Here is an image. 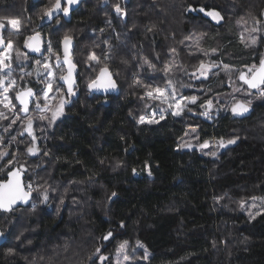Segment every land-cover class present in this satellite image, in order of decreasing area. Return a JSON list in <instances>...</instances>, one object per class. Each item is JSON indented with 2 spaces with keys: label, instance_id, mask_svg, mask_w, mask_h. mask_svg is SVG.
<instances>
[{
  "label": "trees",
  "instance_id": "1",
  "mask_svg": "<svg viewBox=\"0 0 264 264\" xmlns=\"http://www.w3.org/2000/svg\"><path fill=\"white\" fill-rule=\"evenodd\" d=\"M141 1L136 5L135 0L127 4L118 1L126 13L120 17L121 24L138 27L125 31L123 46L118 45L121 50L116 58L121 64L105 65L118 86L117 95H90L86 90L89 83L80 80L75 63L77 48L87 44L79 41L84 38L83 32L90 36L85 38L89 41L98 38L96 34L89 35V30L97 31L101 25L103 5L85 0L69 23L60 18L54 27L53 32L81 24L77 27L83 31L78 32L80 36L71 37L73 62L78 68L75 95L69 96L64 88L69 101L62 117L40 132L42 139H38L42 155L47 152L48 157L42 159L36 175L50 181L43 188L48 201L43 202V196L32 193V203L40 201L36 212L29 214L26 208L10 213L0 211V231L5 238L0 246V264H28L32 258L40 259L38 264H92L89 257L97 247L113 250L121 241L142 244L150 252V257L138 264H264V213L254 220L249 218V213L256 211L250 207L252 197H264V94L252 96L256 100L243 116L234 117L217 109L206 118L200 115L206 110V101L223 106L235 100L238 95L231 88L243 82L239 76L228 82L223 74L194 82L182 73L193 60L188 54H204L207 60L232 72L258 66L264 56V0H168L166 11L175 14L172 17L153 5L156 2ZM42 3L43 0H36L28 7L38 9ZM189 5L196 10L187 11ZM200 7L220 12L223 20L217 23L199 12ZM20 8L18 1L0 0V16L12 17ZM56 19L59 18L41 19L40 15L34 21L33 35L46 33ZM257 19L262 22L258 34L262 38L257 46L245 47L238 23L245 22L249 28ZM154 24L157 30L148 31ZM112 25L123 33L116 21ZM198 26L203 27L201 52L180 48L183 38ZM7 31L5 27V37ZM23 51L35 57L24 47ZM143 60L155 64V71L167 79L160 80V84L145 81L143 86L136 85L138 75L148 79L155 72ZM166 61L168 65L176 63L167 75L163 71ZM105 66H92L89 79L94 80ZM58 84L62 87L59 79ZM190 84H197L193 85L195 90L189 88ZM199 87L201 95L196 96L195 104L188 103L192 111L186 113L190 122L200 126L199 143L213 141L219 146L221 138L225 143L235 140L211 158L196 146L178 148L187 121L182 116H172L166 104L145 95L161 88L169 93L174 89L175 96L183 97L197 92ZM245 89L248 90L246 86ZM257 91L251 93L256 95ZM162 111L164 120L159 119ZM154 112L159 122L148 123ZM141 116L146 118L145 123L139 122ZM22 148L21 153L25 154L27 149ZM20 165L27 169L26 175L22 173L26 182L31 169L21 163L13 167ZM4 176L5 173L0 175V179ZM58 185L64 189L63 203L59 199L55 202L58 196L50 191V187ZM241 201L245 202L243 207ZM255 203L264 207L259 199ZM17 211L27 213V217L7 226L5 222L13 220ZM20 220L31 232L9 247L17 236ZM109 231L113 237L104 242L101 237ZM9 248L15 251L10 254ZM143 256V252L137 253L139 259L144 260ZM32 264L37 263L34 260ZM95 264H100L99 260Z\"/></svg>",
  "mask_w": 264,
  "mask_h": 264
},
{
  "label": "rangeland",
  "instance_id": "2",
  "mask_svg": "<svg viewBox=\"0 0 264 264\" xmlns=\"http://www.w3.org/2000/svg\"><path fill=\"white\" fill-rule=\"evenodd\" d=\"M18 1L21 4V8L20 10H15L16 12H13V16L12 17H4V16H0V18H6L5 19V24H6V28L8 31H12L11 29V25L7 24V19H19L22 23V28H21V32L22 35L19 36H12L11 39L14 42L15 47H18L21 49L22 52L23 51V44L24 41L26 39V37L33 35V31L35 28V22L37 21L39 16L42 15V10L46 7L49 6L50 0H43L44 4L42 7L40 8H35L32 9L31 7L29 8L28 5H30L32 2H34L33 0H15ZM36 1V0H35ZM38 1V0H37ZM99 1V0H96ZM120 2V0H104V2L99 1V3L101 5H103V10L101 11L100 15H101V25L99 26L98 30L96 31L95 29L89 30V35L95 36V34L98 36V38L92 39L91 41H89V39H85V38H89L90 36H86L85 33L81 30H77L78 26H81L80 23H77L75 26L73 25L72 27L65 29L64 27H61L58 30H54V27H57V23H54L53 25H51V27L47 30L46 33H40V38L43 41V50L41 52L40 55L35 56V57H31L30 54L29 55V59L28 60H16L15 59V52H13V62H12V68L14 69L13 72V76L11 77L12 79H15L17 81V85H16V90L15 91H10L8 93L9 97L12 98V103L16 105V110L13 111H9V109L5 108L3 105H0V112H3L6 116L7 119H0V151L4 150L5 148L7 149V151L10 154H15L16 156V160L17 163L16 164H27V167H30L31 171L28 172L27 174V178H26V182L24 181L25 184L27 183H32L33 187H40V192H33V194L36 197H41L42 196V192H43V188L47 187L48 184L50 183V181L48 180V178H43L42 175L37 176V170L40 168V166H42V159L44 157H48V155H42L41 153V149L40 146H38V139L41 140L42 136L40 132H45L46 127H51L57 120H59L61 116H59L55 122L53 123H49L47 120H40L38 119L39 116L42 115H47L49 118L52 116V112L55 111L59 105L61 100H65L68 103V99L65 98V94H64V87L60 86L58 84V79H59V73L61 71H63L65 73L64 67L62 66V68H57V56H59L60 58V64H61V54H60V42L61 39H63L65 37V35H68L70 37H76V36H80L79 33L81 34V32H83V37L82 39H80L79 41L83 40L85 42H87V44H82L80 47H78L77 49L79 50V53H77V56L75 58V63L79 66V78L82 82L84 83H90L89 79V71L90 68L94 65H100V66H105V65H110V66H117V63L121 64V62L118 60V58H116L118 51H120L121 49L118 47V45H122L123 43L122 41H125V36H124V32L125 31H129L132 29L137 28L138 26H134V25H130V26H123L120 22V18H116L113 14H112V10H113V5L116 2ZM140 1V2H139ZM156 3L153 5L157 4V7H160L161 9H163L166 13L167 16L172 17V15L174 16L175 14H171L169 11H166L167 6H168V0H154ZM139 4V3H143L141 0H135V5ZM136 7V6H134ZM139 15V14H138ZM136 16V14H135ZM30 17V19H29ZM134 17V16H133ZM30 20L29 23H27V20ZM60 20V18H59ZM116 21V25L119 27L120 31H123V33H119V31L115 28V26L112 25V22ZM110 22V23H109ZM247 23H238L239 26V30H240V38L242 39L243 42H246L247 44H250V37L253 35H258L259 33H253L251 30L254 26H257L255 24V22L252 23L251 26H249V28L246 26ZM154 28L157 30V25L154 24ZM152 25H150L149 28H151ZM259 27V25H258ZM82 28V27H81ZM103 29V31H101ZM194 33L190 34L188 37L183 38L182 40V47L184 50L186 49V51H189L190 53H197L198 51L201 52L200 48V42L202 40V34H200L201 30H203V27L198 26L197 28L192 29ZM7 31V33H8ZM79 32V33H78ZM173 36V35H172ZM180 37H182V35H180ZM179 37V38H180ZM51 44L52 46V52H49L48 49V44ZM179 48V46H177ZM185 47V48H184ZM168 49V48H167ZM175 52V51H173ZM92 54H95L98 59H99V63H97L96 61H92L89 60L88 57ZM189 58H193V60L191 62H189V64L182 69V73L187 75V78H189L190 80L194 81V82H200L202 80H207L209 77L212 76H216L217 74H223L225 76V78L227 80H229L228 82H232L235 79L238 78V76L240 75V73L245 72L246 74H249V68H245V70H239L237 72H232L231 70L227 69V71L225 69L220 68V66L218 67H213L211 68L208 73H207V78L204 77H200L199 79H197V77L200 76L199 71H197V69L199 68L200 62L203 61L206 65L208 64H214L213 62L209 61L206 59L205 55H192V54H188L187 55ZM200 58V60H199ZM48 60L50 64L53 65V71L57 72V76L55 77V79L53 80V91H51L49 93V106L51 107L52 111H46V110H38L36 109L35 106V102H33V105L30 109V113L29 115L34 117V121H33V134L36 137V140L33 142L32 137L28 135L27 132L24 131V128L26 127L27 124V117L22 118L20 116V111H18L19 107L16 104V100L14 99L16 92L25 89L26 87L32 85L34 87V90L36 93L39 94L40 97V103L41 105L44 104V100H43V91L47 90L46 88V84L39 82V80L41 79V77H37L35 75V69L37 68V65L35 64L36 60ZM145 62V60H143ZM149 61V60H148ZM151 63V61H149ZM175 62H173L172 64H174ZM169 63L166 61L164 62V65L167 66ZM170 64V65H172ZM176 64V63H175ZM62 65V64H61ZM155 65V64H154ZM104 68V67H103ZM155 71V69H151V72ZM22 72H33V76L28 77L25 76L23 79H21V74ZM41 72L43 73V69H41ZM196 73L195 76L192 75V73ZM99 73V72H98ZM97 73V74H98ZM167 79L166 77L162 76L159 74V71H155L154 73H151L150 76H148V79H145L143 76L138 75L137 78L135 79V84L137 85V81H139V85L143 86L145 81H151L153 83H159L160 84V80H165ZM60 80V79H59ZM93 80V79H92ZM144 80V81H142ZM186 81V80H185ZM7 83V82H6ZM228 84V83H227ZM231 84V83H230ZM193 85H197V84H190V89H194ZM60 87L61 91L57 92L55 89ZM183 88H187V85H182ZM202 89V87H201ZM200 87L197 89V92H192L190 94H188V96H183V97H192V96H200V92H201ZM236 93L235 100H229L228 102H226L225 105L220 106V105H216L213 104V107L211 109V112H215L217 109L220 111H223L225 113H230L232 116L234 117H240L243 116L244 114H246L247 112H245L243 115H235L232 112V107L237 104V102H243L245 104H247L248 101H252L256 100L254 99V97L252 96H261V91L258 90L256 93V95H253L251 93V91L246 90L245 86L243 84H239L238 87L235 88H231V91H233ZM2 94H3V89H0V98H2ZM176 98L178 100H180L182 97L181 96H176ZM36 99V97H35ZM35 101V100H34ZM171 102V101H170ZM67 103L65 104V106L67 105ZM182 104H186L187 108L185 109L182 117L183 119H185L188 123V125L186 126L187 128L185 129V134L183 135L182 139L179 141V143H183V142H187L192 144L193 146H196L200 151H202L203 155H206V157H213L212 155H210L209 153L211 152H216L218 153L219 150L223 149L221 147H219L218 145H216L215 142H208V147L206 148H200L198 145L202 144L203 142L199 143V139H197L198 137V132H199V128L200 126L198 125L197 122H190L189 119H187L186 117V113L188 112V103L189 101L187 100H182L181 101ZM250 105H248V108H250ZM64 106V107H65ZM150 106V104L148 103L146 105V107L148 108ZM165 107L167 108V104L165 105ZM172 110V109H171ZM64 112V109H63ZM13 119H16V123L15 124H11V121ZM11 124V127H9V125ZM8 128V131H5V129ZM193 129H195V131H193ZM24 132V136L21 139H18V137L20 136V133ZM39 132L37 137V133ZM187 133V135H186ZM30 140H32V143L30 142ZM35 143V146L37 148H39V153L35 156H31L27 153V150L24 153L23 152V148L25 147L26 149L29 146H32V144ZM221 148V149H220ZM189 149V148H188ZM191 149V148H190ZM4 161H0V165H3ZM25 168V167H24ZM26 169V168H25ZM27 170V169H26ZM4 172H0V175H2ZM62 187H60L58 185V187H50V191L53 194H57L58 198L55 199V202L58 201L59 199V203L60 201L63 199V195L62 192L64 191V189H61ZM42 189V190H41ZM40 201H31V204L26 207V210H28L29 214L36 212V209L39 205ZM33 205H35V209L33 210ZM29 208V209H28ZM20 211H17V216H15L13 218V220H8L6 223L7 226L10 225L11 222L16 221L17 219H23L24 217H27V213L23 214H19ZM19 214V215H18ZM23 220H20L18 222V233L17 236H25L27 234H30L29 232H31V230L26 226V222H23ZM22 233V235H21ZM16 236V237H17ZM13 242H9V247H13L14 244L16 243V238L14 240H12ZM123 242V241H121ZM118 242L114 245L113 250H110V248L108 249H104L103 247L101 248V252L103 255L108 257V261L105 262V264H116L117 259L119 258L120 260V264H138V263H142V261L137 257V253H141L143 252V254L145 255V252H147L148 257H150V252L143 246V247H139L138 244H129L128 243V248L126 250L125 253H121V254H117V247L118 245L121 243ZM112 242L110 243L111 247ZM142 245V244H140ZM127 255L129 257L128 260H124L123 256ZM38 259V258H37ZM30 259V261H28V264H32V261H36V263L38 264L40 262V259ZM95 260V258H94ZM141 260V261H140Z\"/></svg>",
  "mask_w": 264,
  "mask_h": 264
},
{
  "label": "snow or ice",
  "instance_id": "3",
  "mask_svg": "<svg viewBox=\"0 0 264 264\" xmlns=\"http://www.w3.org/2000/svg\"><path fill=\"white\" fill-rule=\"evenodd\" d=\"M80 2V0H50L49 6L44 8L42 10L41 19L48 18L49 20L53 19L54 17L59 16L62 14L63 16L67 17L69 16V13L71 10H73V6L77 5ZM113 8L117 14L125 15L124 9L121 7L120 3L117 2L113 5ZM191 5L188 6L187 11H195ZM199 12L203 13L204 15L211 17L212 20L216 21L217 23H220V21L223 20V17L221 16L220 12L212 10L208 11L204 7H200L198 9ZM6 18H0V89H3L2 98H0V105H3L5 108L9 109V111L16 110V105L12 103V98L9 97L8 93L10 91L16 90L17 81L15 79H12L14 69L12 68V62H13V52H15V59L16 60H28L29 55L27 52H22L20 48L15 47L13 40L11 39L12 36H19L21 35V28L22 23L19 19H7V24L11 25L12 31H9L8 36L5 37L3 35V30L6 27L5 24ZM56 23L59 24L60 20L56 19ZM110 23V22H109ZM262 22L257 19L255 21V24L257 26H254L252 28L253 33H260L262 30L258 27ZM155 26L153 25L151 28L148 29V31H152ZM103 31V29L101 30ZM261 36L253 35L250 37V44H245V47H255L258 44V41L261 39ZM71 44V37L68 35H65L64 37V60L63 63L67 64V74H64L63 71L59 73V79L61 81H64L67 84V94L69 96L75 95V92L73 90L75 85V79L73 77V72L76 68V65L72 62L70 55H69V45ZM23 47L28 49L29 52H37L39 53L41 51L40 47V34L37 32L35 35H31L26 37ZM49 52H52V46L49 43L48 49ZM175 51V49H173ZM213 52L216 51V49L212 50ZM157 58H159L157 56ZM89 60L96 61L99 63V59L95 54H92L88 57ZM35 64L37 65V68L35 69V75L37 77H41L39 82L46 84L47 90L43 91V100L44 104L41 105L40 103V97L39 94L34 92L32 88H27L22 91L16 92V95L14 97L15 100H18L21 107L18 109V111L23 112L27 116V124L24 128V131L28 133L29 136L32 137L33 142L36 140L35 135L33 134V121L34 117L27 115L29 112V102L30 98L36 97L35 99V106L38 110H46V111H52L51 107L49 106V93L53 91V80L57 76V72L53 71V65L49 63L48 60H36ZM145 64L148 65L150 69H155V65L150 63L148 60H145ZM175 65H168L166 66L163 71L167 75L170 73ZM57 68H62V65L60 64V58L57 56ZM218 67L216 64H208L206 65L203 61L200 62L199 68L197 71H199L200 76L197 77L199 79L200 77L207 78L208 71L213 68ZM41 69H43V73L41 72ZM225 70L227 71V68L225 67ZM33 72H22L21 79H23L25 76L31 77L33 76ZM193 76L196 75V73H192ZM250 75V78H249ZM239 79L242 80L245 84H247L248 88L250 89H257L261 91V94H264V56H262L259 60V65H252L249 68V74L240 73ZM7 82V83H6ZM139 84L140 82L137 81ZM170 83V82H169ZM89 89H100L104 88L107 90H115L117 88L116 82L112 79L111 75L108 72L107 67L100 69V75L97 79L93 80L88 84ZM145 87L151 88L150 85H146ZM57 92L61 91V88L58 87L55 89ZM155 92V94H154ZM145 95L153 100H159L161 104H167V109H172L170 114L174 117H180L183 115L185 109L187 108L186 104H182V100H187L192 104H195L197 102V97H182L180 100H178L175 96V90L173 89L172 92H168L166 89L161 88H155L154 90L147 91ZM141 99H144V97H141ZM171 101V102H170ZM67 101L61 100L59 107L52 112V116L49 118L47 115L39 116L38 119L40 120H47L50 124L55 122V120L63 115V109ZM251 104V101H248L247 104L243 102H237L232 107V112L235 115H243L245 112L249 110L248 105ZM201 108H205V104L200 105ZM213 107L212 101L208 100L206 101V110L200 113V115L210 118L211 109ZM165 109V111H167ZM187 111L191 112L192 109L188 108ZM131 115V113H130ZM0 119H7V116L0 112ZM160 120H164L165 116L163 114V111L160 114L159 117ZM140 123H145L146 118L144 116H141L139 118ZM148 123H158L159 120L155 119V112L153 113V118L147 120ZM16 119H13L11 121V124H15ZM11 124L9 127H11ZM5 131H8V128L5 129ZM195 131V129H193ZM24 132H21L20 135H23ZM187 135V133H186ZM198 139V137H197ZM235 140H228L227 144L234 143ZM226 143L221 138V142L219 144V147L223 148L226 146ZM200 148H206L208 147V142L204 141L202 144L198 145ZM193 145L187 142H183L178 145V148H192ZM39 148L35 146V143L32 144V146H29L27 148V153L31 156H35L39 153ZM212 156L216 155V152L209 153ZM44 155H48L47 152L44 153ZM0 161H4L3 165H0V172H4L5 176L3 179H0V211L3 212H13L15 210V207L19 203H27L29 199L32 197V193L40 192V187H33L32 183H23L21 180V175L23 171H26L23 165H20L19 167H13L14 164L17 163L15 154H10L7 149L0 151ZM135 172V169L133 170ZM149 175H151V172H149ZM112 197H115L117 194L113 192ZM43 196V202H47L49 199L47 190L45 189L42 193ZM260 200L261 204H264V197H252L253 203L250 205L252 209H256L255 213H249L250 219H255L256 216L261 215L264 213V207H261L257 203H255L256 200ZM61 203H63V200H61ZM245 204L244 201H241V206L243 207ZM35 209V205H33V210ZM22 235V233H21ZM4 236L3 232H0V237ZM113 237V233L109 231L106 235L102 236L101 239L108 241L110 238ZM17 240L20 239V236L16 237ZM28 243H31V241H28ZM139 247H143V245L138 244ZM128 248V242L124 241L121 242L116 251L117 254L125 253ZM15 250L12 248L8 249V252L11 254ZM95 257V260L93 259ZM124 260H128L129 257L127 255L123 256ZM143 259H148L147 252H145V255L143 256ZM89 260L92 261V264H95L96 260H99L100 264H105L106 261H108V257L103 255L101 252V248L97 247L95 249V252L92 254L91 257H89ZM116 264H120L119 258L116 261Z\"/></svg>",
  "mask_w": 264,
  "mask_h": 264
},
{
  "label": "water",
  "instance_id": "4",
  "mask_svg": "<svg viewBox=\"0 0 264 264\" xmlns=\"http://www.w3.org/2000/svg\"><path fill=\"white\" fill-rule=\"evenodd\" d=\"M84 1H85V0H80V2H79L77 5H74V6H73V10H71L70 13H69V16L65 17V16L62 15V16H63V19H64V21H65L66 23H69V22L71 21V15H72V13H73L74 11H76ZM62 2H63V0H62ZM122 2H123L124 4H127V3L129 2V0H122ZM262 21H263V28H264V9H263V12H262ZM40 47H41V51H40L39 53H37V52H31V54H32V55H35V56L41 54V52H42V50H43V42H42V39H41V38H40ZM73 49H74V43L71 41V44L69 45V55H70V58H71L72 62H73V56H72V55H73ZM27 50H28V49H27ZM28 51H29V50H28ZM60 51H61V56H62L61 63H62V65H63L64 69H65V74H67V67H68V66H67V64H64V63H63V60H64V39H62L61 42H60ZM73 63H74V62H73ZM108 72H109V74L111 75V77H112V79H113V76H112L111 72H110L109 70H108ZM77 73H78V68H77V66H76V68H75V70H74V72H73V77H74L75 81H76ZM243 73H245V72H243ZM245 74H246V73H245ZM99 75H100V71H99V73H98V75L96 76L95 79H97V78L99 77ZM239 76H240V75H239ZM249 78H250V76H249ZM95 79H94V80H95ZM113 80H114V79H113ZM114 81H115V80H114ZM240 81L243 82L242 80H240ZM59 82H60V84H61V85L67 90V84H66L64 81H61V80H59ZM243 83H244V82H243ZM245 86H246V88H247L248 90H250V91H256V90H257V89H250V88H248L247 84H245ZM86 90H87V92H88L90 95L100 96V97H103V98H105V97H107V96H109V95H117L118 92H119V90H118V86H117V88H116L115 90H107V91H106L104 88H100V89H95V88H93V89H89V87L87 86V87H86ZM34 100H35V97L30 98V102H29V112L27 113V115H29V113H30V109H31V107H32V105H33ZM16 103H17V105H18L19 108H20L21 105H20V103H19L18 100H16ZM20 116H21L22 118L27 117L26 114L23 113V112H20ZM191 116H193V115H191ZM21 180H22V182H23V174L21 175ZM31 201H32V197L29 199V201H28L27 203H19V204L15 207V209H17V208H26V207H28V206L31 204ZM2 212H3V211H2ZM0 232H1V231H0ZM4 242H5V238H4V236L0 237V246L3 245ZM104 242H107V241L104 240Z\"/></svg>",
  "mask_w": 264,
  "mask_h": 264
},
{
  "label": "flooded vegetation",
  "instance_id": "5",
  "mask_svg": "<svg viewBox=\"0 0 264 264\" xmlns=\"http://www.w3.org/2000/svg\"><path fill=\"white\" fill-rule=\"evenodd\" d=\"M33 1H35V0H33ZM99 1H101V2H104V0H99ZM120 2L122 3V4H124L123 2H122V0H120ZM149 2L150 3H154L155 1L154 0H149ZM75 12V11H74ZM192 12V11H191ZM73 14V13H72ZM112 14L118 19V18H123V15H121V14H117L116 12H115V10H112ZM55 18H62L63 19V16H62V14H60L59 16H57V17H54L53 19H55ZM64 20V19H63ZM61 52V51H60ZM38 56V55H37ZM65 70V69H64ZM65 74V73H64ZM98 75V74H97ZM250 76V75H249ZM244 84V86H245V83H243ZM27 88H32L31 86H28V87H26L25 89H27ZM33 89V91L35 92V90H34V88H32ZM22 90H24V89H22ZM22 90H20V91H22ZM24 175H26V171H23L22 172ZM24 180V179H23ZM23 183H24V181H23Z\"/></svg>",
  "mask_w": 264,
  "mask_h": 264
}]
</instances>
